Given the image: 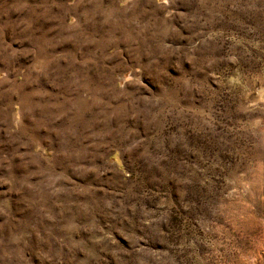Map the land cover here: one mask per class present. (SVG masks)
Listing matches in <instances>:
<instances>
[{"label":"rangeland","instance_id":"1","mask_svg":"<svg viewBox=\"0 0 264 264\" xmlns=\"http://www.w3.org/2000/svg\"><path fill=\"white\" fill-rule=\"evenodd\" d=\"M0 264H264V0H0Z\"/></svg>","mask_w":264,"mask_h":264}]
</instances>
